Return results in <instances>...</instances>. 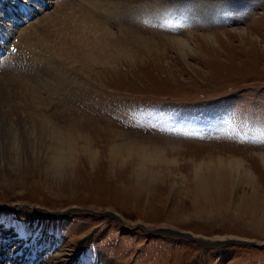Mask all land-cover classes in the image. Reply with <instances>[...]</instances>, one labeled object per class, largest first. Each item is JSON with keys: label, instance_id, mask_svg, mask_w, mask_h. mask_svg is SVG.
<instances>
[{"label": "rangeland", "instance_id": "1", "mask_svg": "<svg viewBox=\"0 0 264 264\" xmlns=\"http://www.w3.org/2000/svg\"><path fill=\"white\" fill-rule=\"evenodd\" d=\"M50 1L0 25L15 39ZM180 1L220 4L133 0L27 52L47 73L7 96L34 140L0 120V264H264V0L174 21Z\"/></svg>", "mask_w": 264, "mask_h": 264}, {"label": "bare ground", "instance_id": "2", "mask_svg": "<svg viewBox=\"0 0 264 264\" xmlns=\"http://www.w3.org/2000/svg\"><path fill=\"white\" fill-rule=\"evenodd\" d=\"M72 1H78V0H72ZM235 1L236 0H220L219 5L212 4L211 2L209 4L208 1L204 3L185 2V4H183V2L180 1L181 3H179L176 6H175L176 3L174 4V2L170 6H166L163 4L164 7H166L163 10L166 13L171 14L172 17L176 16L175 18H173L174 21H180L181 16L186 14V13L185 14L182 13L184 11L194 15V17L196 18L198 17L204 18L205 16L207 17L208 15H210L212 11H214L213 14L218 15L220 13L219 10L223 9V7L226 6L225 3H228V5H232V4L235 5ZM4 2L5 0H0V17L1 18L6 17L11 19L14 17L17 18L19 16H21L20 19H22L24 16L33 13V11L39 12L41 4H43L42 0L39 5L34 3L35 2L34 0H27V2H25V0H21L22 4L19 6L18 4L14 6H10V4L8 3L4 4ZM50 2L51 4L49 6L48 4H46L49 7L48 10H44L41 13H37L35 15L33 14L34 15L33 21L28 20L27 24L21 27L16 32V34H14L16 35L15 38L16 40L12 39L13 36L12 28L6 29L5 27H2L0 25V52L2 51L5 52V48L9 45V43H7V40L8 38H11L10 44H12V41H19L21 44L27 45V47L24 48L26 52H21L25 59L31 57V56L27 57L28 55L27 52L30 51H32L33 55H36V57L44 58L46 57L47 53L45 54L43 51H41L42 47L43 49L44 47H46L45 44L49 43L50 38L55 36V32L62 33L66 30L64 27L66 26L67 21L70 20L72 28H74L72 33L84 34V30L87 28L97 32L102 30L110 31V28L106 25L105 21L112 18L115 20L117 17L120 18L122 16L123 17L127 16L129 13L131 14L132 11L131 7L133 6L132 5L133 0H79L78 2L80 3L82 2V3L80 5L78 3L79 5L78 9L76 7L77 5L76 2H74V4L72 2H67L71 4V5L68 4V6L62 0H54ZM239 2L242 3V1ZM246 6L248 7V5ZM73 7L74 8L76 7V9L74 10ZM155 8H152L147 13L144 12L142 16L156 15V13L154 12H158V11H154ZM141 11L140 13L138 12L140 15L143 12ZM60 12H65L66 14L59 15ZM13 25H15L14 22L12 26ZM87 36L92 37L91 40H96V38H94L95 36L87 34L79 42L80 43L87 42L85 40V38H87L88 40ZM77 39L80 38L78 37ZM175 41L180 48L181 46L188 45V44L186 45V43L183 42L181 39H175ZM12 45L14 46L15 44ZM29 54L31 55V52ZM15 59H16V55H12V53H8V51H6V54H4V56L2 57L3 63L1 62L0 64V120H7L4 121L2 125L5 126V128L8 130V133L10 132L9 131L10 127L8 128L7 126L13 125L14 127L15 126L17 127V128L15 127V130L12 129L14 137H12V134L8 135V136L11 135L10 138L12 141L34 140V126H33L34 124L29 121L30 123L33 124L32 126H30L31 124L27 122V120L25 119L26 117H22L18 113L13 112V110L12 112L9 110L10 109L9 104L11 102L9 101V97L7 96L8 95L10 96V92L12 93L14 91V93L21 92L25 96L29 95L30 98L34 97L31 96L34 95V85H33L34 81H39L38 79H40L39 77L41 76V73L46 75L47 71H44L43 64L42 66L40 65V63H42L41 60L39 61L38 63L39 65H38L35 64L36 62L33 63L31 58L30 60L28 59L26 63L22 59L23 62L20 61L21 64L16 63ZM10 122H12V124ZM27 123H29L30 125H26ZM29 146L31 147V149L33 148V150L30 152L34 154V143L33 144L30 143ZM50 154H51L50 159H53L54 163L59 164L60 162L63 163L64 161L67 160V158L64 157L65 154L64 151L62 152V150L59 149L55 151L51 150ZM28 155L31 154L28 153Z\"/></svg>", "mask_w": 264, "mask_h": 264}]
</instances>
